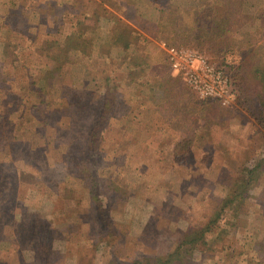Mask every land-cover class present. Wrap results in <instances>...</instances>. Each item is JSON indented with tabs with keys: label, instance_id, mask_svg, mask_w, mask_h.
Returning a JSON list of instances; mask_svg holds the SVG:
<instances>
[{
	"label": "rangeland",
	"instance_id": "rangeland-1",
	"mask_svg": "<svg viewBox=\"0 0 264 264\" xmlns=\"http://www.w3.org/2000/svg\"><path fill=\"white\" fill-rule=\"evenodd\" d=\"M261 114L264 0H0V264H264Z\"/></svg>",
	"mask_w": 264,
	"mask_h": 264
},
{
	"label": "built area",
	"instance_id": "built-area-1",
	"mask_svg": "<svg viewBox=\"0 0 264 264\" xmlns=\"http://www.w3.org/2000/svg\"><path fill=\"white\" fill-rule=\"evenodd\" d=\"M163 46L172 68L182 72L201 97L215 98L225 103L235 97L229 75L221 67L211 63L203 53L178 49L166 43Z\"/></svg>",
	"mask_w": 264,
	"mask_h": 264
},
{
	"label": "trees",
	"instance_id": "trees-1",
	"mask_svg": "<svg viewBox=\"0 0 264 264\" xmlns=\"http://www.w3.org/2000/svg\"><path fill=\"white\" fill-rule=\"evenodd\" d=\"M220 67V66H218ZM225 73L226 69L224 67H221ZM257 72H260L257 70ZM263 74V73H262ZM228 75V74H227ZM230 77V76H229ZM231 79V77H230ZM231 82L233 84V80L231 79ZM234 88V85H233ZM103 115L100 117V119H98L97 125L95 124L96 127H103ZM257 121L259 123H261V125L264 126V114H261V117L257 116ZM262 161H264V159H262ZM259 166H261L260 163H258L256 166H254L252 169H248V171H245V179H242L241 181V186H245L246 188H248L250 186L251 189V185H253L254 183L257 182V175L259 173ZM231 195V194H230ZM240 195V194H238ZM235 189L233 190V194H232V198L230 199L229 203H232L234 198H235ZM244 197V196H242ZM245 198V197H244ZM240 201L243 200V198L239 199ZM228 203H226L225 205H227ZM190 244V245H189ZM192 249L193 251V238L188 236L186 239H184L183 241L180 242L179 246L175 249L174 252L167 254L165 257H147L144 260H135L132 263H125V264H180L179 262H184V256L186 255V253L189 251V249Z\"/></svg>",
	"mask_w": 264,
	"mask_h": 264
}]
</instances>
